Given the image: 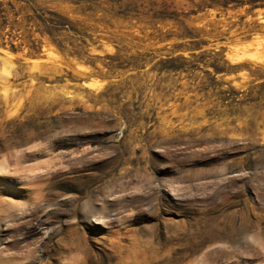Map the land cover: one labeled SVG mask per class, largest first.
I'll return each instance as SVG.
<instances>
[{"label": "rangeland", "instance_id": "obj_1", "mask_svg": "<svg viewBox=\"0 0 264 264\" xmlns=\"http://www.w3.org/2000/svg\"><path fill=\"white\" fill-rule=\"evenodd\" d=\"M131 262L264 264V0H0V264Z\"/></svg>", "mask_w": 264, "mask_h": 264}, {"label": "trees", "instance_id": "obj_2", "mask_svg": "<svg viewBox=\"0 0 264 264\" xmlns=\"http://www.w3.org/2000/svg\"><path fill=\"white\" fill-rule=\"evenodd\" d=\"M54 25V24H53ZM58 26L60 24H57ZM57 27V26H54ZM51 29V28H50ZM197 66L193 63L189 58L185 56H167L165 58H161L154 64L153 69L158 73L162 72H180L186 69H195ZM215 72H220L221 69L214 67Z\"/></svg>", "mask_w": 264, "mask_h": 264}, {"label": "bare ground", "instance_id": "obj_3", "mask_svg": "<svg viewBox=\"0 0 264 264\" xmlns=\"http://www.w3.org/2000/svg\"><path fill=\"white\" fill-rule=\"evenodd\" d=\"M143 250V249H142ZM140 254V253H139ZM139 262V261H138ZM131 264H133V262H131ZM149 264V263H148Z\"/></svg>", "mask_w": 264, "mask_h": 264}]
</instances>
